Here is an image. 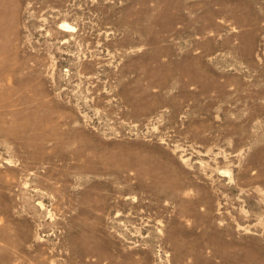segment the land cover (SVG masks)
<instances>
[{
	"label": "rangeland",
	"instance_id": "1",
	"mask_svg": "<svg viewBox=\"0 0 264 264\" xmlns=\"http://www.w3.org/2000/svg\"><path fill=\"white\" fill-rule=\"evenodd\" d=\"M0 264H264V0H0Z\"/></svg>",
	"mask_w": 264,
	"mask_h": 264
}]
</instances>
